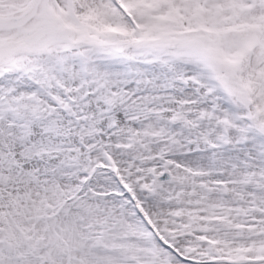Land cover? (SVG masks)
<instances>
[{
    "label": "snow or ice",
    "instance_id": "6c2138e0",
    "mask_svg": "<svg viewBox=\"0 0 264 264\" xmlns=\"http://www.w3.org/2000/svg\"><path fill=\"white\" fill-rule=\"evenodd\" d=\"M0 264H264V0H0Z\"/></svg>",
    "mask_w": 264,
    "mask_h": 264
}]
</instances>
